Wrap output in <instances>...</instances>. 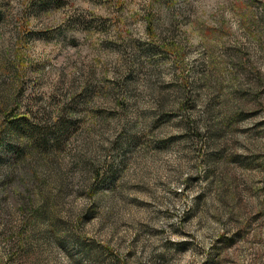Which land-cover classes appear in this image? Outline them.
<instances>
[{
    "label": "rangeland",
    "instance_id": "374dc122",
    "mask_svg": "<svg viewBox=\"0 0 264 264\" xmlns=\"http://www.w3.org/2000/svg\"><path fill=\"white\" fill-rule=\"evenodd\" d=\"M0 264H264V0H0Z\"/></svg>",
    "mask_w": 264,
    "mask_h": 264
},
{
    "label": "trees",
    "instance_id": "16d2710c",
    "mask_svg": "<svg viewBox=\"0 0 264 264\" xmlns=\"http://www.w3.org/2000/svg\"><path fill=\"white\" fill-rule=\"evenodd\" d=\"M14 127H16V126H14ZM30 128V130H29V132H30V134H28V136L29 137H32L33 138V140L35 139V140H37V142H41V141H44V139L46 140V138H44V136L47 134H44V129H41V128H39V127H37V126H29ZM14 129H18V128H14ZM67 128H66V126H63V124L62 125H60V126H58V128H57V130H59V131H61V133H64V132H66L67 130H66ZM48 136V135H47Z\"/></svg>",
    "mask_w": 264,
    "mask_h": 264
}]
</instances>
